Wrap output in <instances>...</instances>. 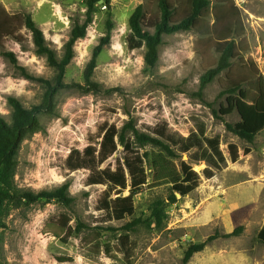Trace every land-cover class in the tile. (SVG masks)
<instances>
[{
  "label": "rangeland",
  "instance_id": "374dc122",
  "mask_svg": "<svg viewBox=\"0 0 264 264\" xmlns=\"http://www.w3.org/2000/svg\"><path fill=\"white\" fill-rule=\"evenodd\" d=\"M84 1L0 0V116L7 123H12L10 97L31 109L43 103L46 82L56 83V70L36 53L32 34L25 27L26 16H32L61 59L73 27L86 20ZM171 2L180 5L178 17H182L185 4ZM210 2V9L193 30L164 37L155 68L146 66L144 46L130 48L129 20L140 5L148 18L156 19L158 1L111 0V15L104 3L97 5L86 36L75 44V57L64 78L67 87L56 95L55 112L40 115L42 130L23 142L15 176L23 192L38 193L69 183L75 202L66 207L57 201L19 206L4 201L0 264H184L190 245L241 226L239 236L218 238L188 264H264V243L258 240L264 225V131L248 143L226 127L238 123L239 115L219 114L226 105L223 90L245 82V89L255 97L254 82L264 81V0ZM108 21L113 24L111 43L97 58L93 75L99 92L87 93L73 85H85V70L108 32ZM227 38L236 47L232 68L200 94L201 78L217 65V46ZM8 52L15 63L5 56ZM131 118L142 132L166 124L185 137L196 129L195 119H199L208 137H220L221 151L228 160L227 167L212 179L202 176L206 163L193 165L202 182L167 208L169 218L162 230L139 226L126 233L120 228L133 218L149 217L154 202L167 199L168 186L146 188L132 196L129 188L90 184L89 169L71 173L66 167L72 150L83 151L92 141H101L97 137L103 125L121 128ZM230 144L239 148L236 163L230 161ZM121 156L95 171L109 165L115 170L116 158ZM124 235L126 254L120 246Z\"/></svg>",
  "mask_w": 264,
  "mask_h": 264
},
{
  "label": "trees",
  "instance_id": "16d2710c",
  "mask_svg": "<svg viewBox=\"0 0 264 264\" xmlns=\"http://www.w3.org/2000/svg\"><path fill=\"white\" fill-rule=\"evenodd\" d=\"M103 1L111 15V0H85L87 7L86 20L82 25L76 24L64 47V56L60 59L57 51L47 42L44 32L37 26L32 16L28 14L25 27L30 31L38 56L45 57L50 67L57 72L56 83L46 82L47 91L43 103L31 109L26 108L22 102L14 97L9 98L12 109V123L0 116V209L4 201L14 205H32L37 202L57 201L71 207L75 199L70 194V184H63L51 190H42L38 193L21 191L16 183L15 176L19 165V153L24 141L42 130L41 114H53L56 108V95L64 84L68 65L75 57L74 47L79 39L87 34L88 27L92 24L97 5ZM159 16L156 19L148 18L145 7L140 5L132 14L129 25L131 29L130 48L145 47L144 61L148 68H155L159 60V48L164 43V37L181 32L193 30L204 18L210 9V0H177L185 4V12L178 17L180 5H173L171 0H157ZM113 24L108 21V32L101 38L99 45L94 49L93 56L88 64L84 78L85 85H73L87 93L99 92V85L93 81L97 67V58L104 48L111 43ZM220 54L219 61L214 68L209 69L201 78L200 94L222 73L232 68L236 58L234 41L228 38L217 46ZM6 57L16 62L10 52ZM27 79H32L25 73ZM245 82H237L221 92L227 96L226 105L221 106L219 114L230 116L237 113L240 120L236 124H226L227 130L248 143H253L256 136L264 131V81L262 78L254 82L255 97H251L244 87ZM196 129L185 137L177 132L170 131L166 124L158 125L152 131H140L134 119L127 121L121 128L117 125L105 124L100 128L97 139L92 141L83 151L72 150L66 159V167L72 173L79 170H91L88 182L92 185H112L120 190H127L132 196L140 194L146 188L161 186L169 187L166 200H157L150 208V216L133 218L125 223L120 231L131 233L139 226L149 229L162 230L168 221L167 208L176 204L179 199L186 198L201 184L202 176L212 179L217 171L227 167L228 160L221 151L219 136L208 137L204 122L195 119ZM230 161L236 163L239 158V148L235 144L229 147ZM250 151L245 150L248 154ZM116 158V168L111 165L100 171H95L108 160ZM184 155L189 160H183ZM206 163L207 167L200 173L193 168L194 164ZM86 228L83 225H79ZM1 227V225H0ZM244 227L236 228L232 233H216L205 242L192 244L185 252L184 264H188L193 256L205 250L207 245L218 238H231L239 236ZM116 231V229H110ZM258 240L264 243V225L258 234ZM120 246L122 253L127 251V236H121Z\"/></svg>",
  "mask_w": 264,
  "mask_h": 264
},
{
  "label": "water",
  "instance_id": "95a60500",
  "mask_svg": "<svg viewBox=\"0 0 264 264\" xmlns=\"http://www.w3.org/2000/svg\"><path fill=\"white\" fill-rule=\"evenodd\" d=\"M100 3H103V1H100Z\"/></svg>",
  "mask_w": 264,
  "mask_h": 264
}]
</instances>
